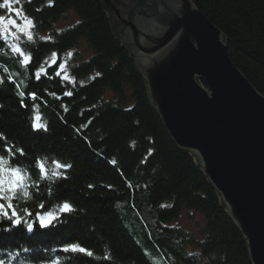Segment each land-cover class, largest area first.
<instances>
[{
    "label": "trees",
    "instance_id": "16d2710c",
    "mask_svg": "<svg viewBox=\"0 0 264 264\" xmlns=\"http://www.w3.org/2000/svg\"><path fill=\"white\" fill-rule=\"evenodd\" d=\"M193 2L223 32L232 63L264 95V0ZM18 4L33 20L35 32L33 41L23 38L20 43L31 55L27 70L19 63L22 58L13 56L0 39V78L5 81L0 85V133L7 138L0 140V154L7 157L3 147L8 144L13 150H25L13 165L30 168L37 157L48 158L49 164L54 158L71 165L59 169L63 175L52 181L39 180L38 169L31 168L29 175L37 185L29 189L32 200L14 203L28 207L33 218L65 201L74 210L60 213L48 228L34 222L31 232L23 225L13 228L0 222V260L4 264H252L246 240L220 193L199 169L194 154L177 147L162 124L150 103L146 80L115 34L102 2L51 0L49 5L48 0H19ZM69 11L78 20L55 30ZM81 44L83 51L78 48ZM52 53L57 54L55 62ZM65 60L71 81L62 79L59 65ZM41 64L45 71L36 79ZM4 69L14 82L7 80ZM20 81L23 86L18 89ZM34 105L48 131L33 130ZM188 211L203 217L200 239L172 226ZM68 243H79L94 255L64 252Z\"/></svg>",
    "mask_w": 264,
    "mask_h": 264
},
{
    "label": "water",
    "instance_id": "95a60500",
    "mask_svg": "<svg viewBox=\"0 0 264 264\" xmlns=\"http://www.w3.org/2000/svg\"><path fill=\"white\" fill-rule=\"evenodd\" d=\"M177 147L197 158L264 264V95L193 0H99Z\"/></svg>",
    "mask_w": 264,
    "mask_h": 264
},
{
    "label": "snow or ice",
    "instance_id": "6c2138e0",
    "mask_svg": "<svg viewBox=\"0 0 264 264\" xmlns=\"http://www.w3.org/2000/svg\"><path fill=\"white\" fill-rule=\"evenodd\" d=\"M18 2L19 0H0V10H7L10 14L8 18L0 15V39H3L6 42V45L10 48L13 56L22 58L19 60V63L27 70L31 55L26 54V51L20 47V43H22L21 34L25 36L28 41H33V34L30 29L34 28L35 24L31 18L22 15V9H14V3ZM48 3L51 5V0H48ZM37 11H39V9H37ZM13 13L16 16L21 17L22 24H17L16 19L12 18L11 14ZM12 29H15V31ZM40 39H46V37H40ZM56 55V53H52L51 60L53 62H55ZM68 55L70 56L71 53ZM59 68L64 72L62 79L71 81L72 78L68 76L65 64L61 63ZM4 71L7 73V80L9 82H14L13 75L8 72V69H4ZM44 71V64H41L39 70L35 73L36 79H40V75ZM56 75L59 76L60 72L57 71ZM96 75L99 76L100 73H96ZM4 82V79L0 78V85H3ZM22 86L23 81H20L17 84V88L19 89ZM17 94L21 97L25 95L23 91H18ZM29 95L33 99L36 98L35 93H30ZM52 95H54V93ZM65 95H71V93L65 92ZM21 106H25L23 100H21ZM34 107L36 109V114L32 125L33 130L43 129L44 131H48L46 122L40 123L41 117L39 114V106L34 105ZM64 110L67 111V108ZM6 139L7 138L0 133V140ZM3 152H6L8 155L5 157L0 154V222L7 221L10 227L13 228L23 225L29 232H31L34 228V222L41 228H48L53 226L54 223L59 220L60 213H70L74 210L72 206L65 201L58 209L45 210L42 214L36 212L35 217L33 218V213L28 207L20 208L18 204L14 203V201L21 199L25 201L32 200V195L30 194L29 189L30 187H36L37 185L32 181V176L29 175L31 168L38 169L37 175L39 180L47 179L52 181L54 177L58 178L63 175L59 169H67L71 167V165L62 164L54 158L52 159V163L49 164L48 158L37 157L30 168H25L19 163L16 165H13L12 163L17 154H19V156H25V150L23 148H15V150H13V146L5 144ZM150 154L151 150L149 151V155ZM111 163H115V161H111ZM89 187H91V185ZM49 194L51 195V191ZM39 207L44 209L45 205L41 204ZM9 230V228L4 229V231ZM25 251H27V249H25ZM63 251L83 253L88 257L94 255L90 249L81 246L79 243H68L63 248ZM0 264H4V261L0 260ZM51 264H59V261H52Z\"/></svg>",
    "mask_w": 264,
    "mask_h": 264
},
{
    "label": "rangeland",
    "instance_id": "374dc122",
    "mask_svg": "<svg viewBox=\"0 0 264 264\" xmlns=\"http://www.w3.org/2000/svg\"><path fill=\"white\" fill-rule=\"evenodd\" d=\"M14 9H20V5L18 3H14L13 5ZM0 15L5 16L6 18L9 17V13L7 12V10H2V12L0 13ZM13 19H16L17 24H22V19L19 16H16L14 13L11 14ZM23 15V14H22ZM110 16V13H109ZM28 17V16H27ZM77 16L73 13V12H68L67 15L65 17H62L61 20L56 23L55 29L57 30H61L64 27H67V25H71L74 22H76ZM13 31H15V29H12ZM30 31L32 32L33 36H34V28H31ZM27 39L25 36H23L21 34V39ZM84 44H81L78 48L80 51L85 50V47L83 46ZM71 55L67 56V58H71L72 56V52ZM68 53V54H69ZM65 62L67 63V61L65 60ZM203 217L202 215L198 214V213H193L192 211H188V212H184L181 217L179 219H177L176 221H173L172 226H178L180 228H183L184 230L190 232L195 239H200V226L203 225Z\"/></svg>",
    "mask_w": 264,
    "mask_h": 264
},
{
    "label": "bare ground",
    "instance_id": "6f19581e",
    "mask_svg": "<svg viewBox=\"0 0 264 264\" xmlns=\"http://www.w3.org/2000/svg\"><path fill=\"white\" fill-rule=\"evenodd\" d=\"M103 5V7H104V4H102ZM104 10H105V7H104ZM106 11V10H105ZM69 12H71V11H69ZM106 12H108V11H106ZM22 14L23 15H25L23 12H22ZM55 30H57V29H55ZM64 64H65V67H67V63L66 62H64ZM146 86H147V84H146ZM148 91V90H147ZM148 95H149V91H148ZM150 100V99H149ZM153 106V105H152ZM155 109V108H154ZM156 111V110H155ZM157 113V112H156ZM159 115V114H158ZM160 117V116H159Z\"/></svg>",
    "mask_w": 264,
    "mask_h": 264
}]
</instances>
